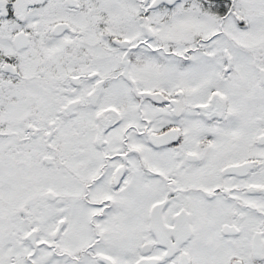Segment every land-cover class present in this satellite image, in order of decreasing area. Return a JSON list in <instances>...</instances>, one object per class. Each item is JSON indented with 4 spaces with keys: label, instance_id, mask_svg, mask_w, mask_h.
I'll return each mask as SVG.
<instances>
[{
    "label": "snow or ice",
    "instance_id": "snow-or-ice-1",
    "mask_svg": "<svg viewBox=\"0 0 264 264\" xmlns=\"http://www.w3.org/2000/svg\"><path fill=\"white\" fill-rule=\"evenodd\" d=\"M0 264H264V0H0Z\"/></svg>",
    "mask_w": 264,
    "mask_h": 264
}]
</instances>
